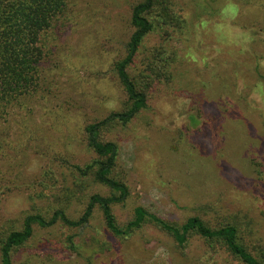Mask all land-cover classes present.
I'll return each mask as SVG.
<instances>
[{
	"label": "rangeland",
	"instance_id": "obj_1",
	"mask_svg": "<svg viewBox=\"0 0 264 264\" xmlns=\"http://www.w3.org/2000/svg\"><path fill=\"white\" fill-rule=\"evenodd\" d=\"M137 2L66 0L38 43L34 84L0 106V238L22 230L32 214L49 220L63 209L80 220L92 195H111L80 169L101 159L89 146L87 127L130 105L116 64L128 54ZM172 4L185 28L156 27L128 67L147 95L146 108L100 132L101 141L117 144L114 175L130 191L113 205L117 223L127 224L142 206L177 225L194 216L214 229L233 224L264 264V0ZM157 51L174 59L170 74L153 69ZM213 245L196 234L179 245L151 223L116 236L96 206L77 227L34 224L12 260L243 264Z\"/></svg>",
	"mask_w": 264,
	"mask_h": 264
},
{
	"label": "trees",
	"instance_id": "obj_2",
	"mask_svg": "<svg viewBox=\"0 0 264 264\" xmlns=\"http://www.w3.org/2000/svg\"><path fill=\"white\" fill-rule=\"evenodd\" d=\"M173 0H139L132 9V24L135 32L128 44L126 58L116 64L119 80L124 87L130 105L124 111L111 113L102 121L87 127L88 143L101 158L94 165L80 169L84 176L91 174L93 180L107 186L110 196L94 194L86 212L80 220L70 219L63 209L57 210L49 220L41 214L28 215L22 230H12L0 238V264H13L12 251L24 244L33 234L34 224L50 227L58 221L67 226L77 227L87 223L96 206L101 209L109 230L120 237H128L147 223L171 235L179 245H185L191 234H196L213 244H221L243 264H261L239 238L238 228L225 225L211 228L200 217L187 219L177 225L149 212L142 206L134 209L133 219L121 226L117 223L113 205L125 202L130 194L129 187L122 180L116 179L114 170L117 164L118 146L114 142L100 140V132L104 126L114 121L129 122L147 106V95L138 83L130 76L128 67L135 62L136 56L145 38L165 24H174L184 29L185 21L174 13ZM66 0H0V106L6 107L12 96L25 94L34 84L40 51L38 43L43 34L54 26L56 18L64 11ZM227 10H231L228 7ZM224 10L223 12H225ZM225 16L223 15L221 19ZM159 53V54H158ZM173 57H176L173 56ZM171 56L157 51L153 55L151 65L154 70L168 74L172 64ZM263 84H264V78ZM20 96V95H19ZM68 199L69 196H66Z\"/></svg>",
	"mask_w": 264,
	"mask_h": 264
}]
</instances>
